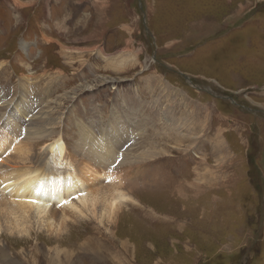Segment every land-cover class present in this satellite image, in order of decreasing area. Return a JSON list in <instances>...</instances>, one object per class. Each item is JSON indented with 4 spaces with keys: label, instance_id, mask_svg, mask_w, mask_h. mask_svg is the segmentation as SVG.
Returning a JSON list of instances; mask_svg holds the SVG:
<instances>
[{
    "label": "rangeland",
    "instance_id": "rangeland-1",
    "mask_svg": "<svg viewBox=\"0 0 264 264\" xmlns=\"http://www.w3.org/2000/svg\"><path fill=\"white\" fill-rule=\"evenodd\" d=\"M62 1L0 0V140L46 112L36 164L66 174L45 147L62 136L77 168L91 145L136 202L112 228L31 214L22 239L0 218V264H264V0Z\"/></svg>",
    "mask_w": 264,
    "mask_h": 264
},
{
    "label": "bare ground",
    "instance_id": "bare-ground-1",
    "mask_svg": "<svg viewBox=\"0 0 264 264\" xmlns=\"http://www.w3.org/2000/svg\"><path fill=\"white\" fill-rule=\"evenodd\" d=\"M24 90L27 91L23 87L22 92H24ZM23 95L25 97L27 96L26 94ZM24 109L19 108V111L24 118H27L30 113L27 103ZM42 115L44 117L46 112L45 114L42 113ZM43 117H41V119L40 116L37 118L35 117L37 121L35 119L33 120L36 122L37 127L34 128L36 125L34 124L28 128L30 131L25 133L27 137L25 140L26 143H22L15 139L19 137L14 133L16 126L10 128L11 131L12 129L14 130L13 133L15 135L10 132L9 135L11 137L8 136L2 142L0 140V218L4 219L6 225H8L6 233L12 237L21 236V239L23 237L29 238L33 232V230H31V214H34V218L36 219L34 220L39 228L47 227L51 234L59 231L61 232L66 222L69 221V223H73V221L76 222L78 218L87 219L90 217L100 224L111 225L112 228V224L119 221L122 215H131L122 205L125 202L135 203L136 197L133 196L131 192L129 193L126 191V193L124 191L126 189V186L122 184L124 181L122 182V177L117 175L115 169H113L114 171H105L103 169L97 171L95 167L90 165V158L85 152L91 151V145L85 150H83L84 145L80 143L78 146L76 145L77 149H75V151L84 159V162L77 168L74 164L75 159L72 157L73 155H70L67 143L62 136H59L45 147L44 150H46L51 157L49 162L53 161L59 169H66V174H63L64 172L62 174H53L52 172L51 174V171H48L49 169H47L46 165L36 164L35 158L32 156L33 150L31 145L33 143L31 142L40 139V133H42L40 128H43L42 125H44L42 121ZM39 122H41V125ZM7 128L5 127L6 130ZM36 130L38 136H32ZM27 139L30 142H27ZM99 148L108 153L105 157L109 156V151H107L104 146H99ZM115 160L117 161L118 158H115ZM128 160H125L124 163L126 164ZM30 164L34 165L29 166ZM113 165L114 163L112 166ZM204 175L205 174H203V176ZM198 180L204 181L202 178ZM178 191L180 194L184 193L182 188ZM141 192H139V194ZM201 192L202 189L199 187L195 193L198 195ZM31 201L36 202L32 203ZM64 201H70V203L65 204ZM61 204L64 206H59ZM138 226L140 228L142 227V225ZM90 243L87 244L90 246ZM92 251V254H94L95 248L93 245ZM1 260H3L2 257Z\"/></svg>",
    "mask_w": 264,
    "mask_h": 264
},
{
    "label": "crops",
    "instance_id": "crops-1",
    "mask_svg": "<svg viewBox=\"0 0 264 264\" xmlns=\"http://www.w3.org/2000/svg\"><path fill=\"white\" fill-rule=\"evenodd\" d=\"M39 2V0H29V5H32V4H37ZM62 0H42V3L46 5L47 9L49 8V12L54 15L55 12L59 11V7L61 6L62 4ZM47 5H50V6H47ZM60 5V6H59ZM110 7H106L105 5H102L100 6L99 8V11L98 13L100 14H103L105 12V10H109ZM60 18V16H59ZM59 18L58 20L56 21V23H54L52 26H51V29L54 30V29H57V25H58V21H59ZM68 20V17L65 16V19L60 21L59 22V25L60 27H62V25ZM67 24H65V27L64 29L66 28ZM61 33V32H59ZM157 83V82H156ZM157 87V86H156Z\"/></svg>",
    "mask_w": 264,
    "mask_h": 264
},
{
    "label": "snow or ice",
    "instance_id": "snow-or-ice-1",
    "mask_svg": "<svg viewBox=\"0 0 264 264\" xmlns=\"http://www.w3.org/2000/svg\"><path fill=\"white\" fill-rule=\"evenodd\" d=\"M116 163L118 164L119 163V161H116ZM32 203H35L36 201H31ZM64 203L66 204V203H70V201H64ZM59 206H61V207H63L64 205L63 204H61V205H59Z\"/></svg>",
    "mask_w": 264,
    "mask_h": 264
}]
</instances>
